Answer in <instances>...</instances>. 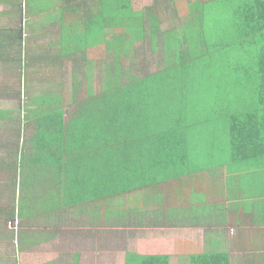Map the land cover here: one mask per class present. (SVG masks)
Returning a JSON list of instances; mask_svg holds the SVG:
<instances>
[{
	"label": "trees",
	"instance_id": "1",
	"mask_svg": "<svg viewBox=\"0 0 264 264\" xmlns=\"http://www.w3.org/2000/svg\"><path fill=\"white\" fill-rule=\"evenodd\" d=\"M116 1L110 0L111 17L104 21L112 29L104 41L112 71L103 90L93 86L96 66L88 63L85 100L72 102L76 110L68 120L58 107L27 119L34 133L23 144L20 138L11 143L6 132L26 122L18 116L28 115L33 104L26 99L12 116L0 111V219L24 222L85 201L119 202L149 187L172 185L177 193V182L185 177L223 167L230 174L264 171V0H191L184 19L174 0L170 13L157 1L139 13L133 0ZM66 29L64 35L76 33ZM160 47L165 60L153 72L147 51L158 54ZM63 57L71 58V51L64 48ZM33 59V70L40 72L41 65L49 84L64 64L54 53ZM105 69L99 66L100 76ZM221 155L229 162L220 163ZM43 177L64 191L54 185L39 189ZM74 185L90 191L89 199H67L70 191L79 195L70 188ZM125 264L170 260L130 254ZM189 264L231 260L226 253L205 254Z\"/></svg>",
	"mask_w": 264,
	"mask_h": 264
},
{
	"label": "crops",
	"instance_id": "2",
	"mask_svg": "<svg viewBox=\"0 0 264 264\" xmlns=\"http://www.w3.org/2000/svg\"><path fill=\"white\" fill-rule=\"evenodd\" d=\"M69 1L59 0L58 7H55L56 10L61 8L62 4L64 7V3H70ZM136 1L133 0L137 13L150 10L143 8L138 11ZM138 1L143 4H148L150 1L152 4L150 8L157 1L165 5V10L168 13L173 11L171 3L177 2L179 5L178 0H174V2L173 0ZM186 1L187 4L191 2V0ZM77 2H79V6L75 7L76 11L86 19L84 28L71 26L69 29L76 33L64 35V32H68L66 20H76L81 17L69 14L71 15L70 19L67 12L61 10L59 24L55 23L52 28H39V32L34 34L37 35L33 38L34 43L29 46L27 52L26 46L29 40L26 36L31 32L28 30L17 31L18 26L22 25L24 20L25 28L31 29L33 24L30 23V19L37 15H46L48 12L31 11L28 5L29 0H0V100L7 98V100L18 102L20 93L23 95L24 88L29 85L40 89L37 96L26 97L29 100L58 99L57 92L53 91L56 88L55 81L53 80L49 84L47 74L41 65L39 66L40 72L33 70V58L42 54L37 53L40 49L39 45L47 48L54 39L48 37L50 35L55 36L53 44H51L53 53L62 59H64V48L80 53L89 52L93 48V52L105 54L104 41L108 40V36H111L112 32V29L104 24L105 19L111 17L112 9L108 8V4L111 5L110 0H74V3ZM32 12L36 13L31 14ZM161 12H163L162 9ZM92 30L103 36L101 44L99 41L95 42ZM69 35L72 37L71 39L68 37ZM104 35L107 36L104 37ZM46 42L47 44H45ZM83 55H85V72L82 82L85 88L86 80L89 77L87 65L90 62L95 65V61L89 56L88 59L86 54ZM108 63H110V59H108ZM99 65H95L96 69ZM104 65L102 63L103 68ZM60 69H62L61 66L55 70L53 75L59 73L61 78L62 72H58ZM38 76L45 77L48 83L42 82V78L36 79ZM81 94L87 95L86 90L84 89ZM39 109L42 112L55 111L57 107H39ZM58 109H62V107H58ZM240 173L236 171L230 174L228 169L223 167L202 174L198 178L194 177L189 180L185 177L182 182H177V193L173 192L172 185L162 186L159 190L150 187L143 188L125 195L119 202H116V198L99 201L95 204L85 201L80 205L65 208L62 212H52L48 217L40 216L36 219H27L24 221L27 223L26 232L32 225L40 224L42 226L38 225V232L30 236L34 238L32 242H27L29 237L25 238L26 241L23 242L22 249L26 250L27 247L38 245L40 242H50L60 236L61 242L67 238L72 240L85 238V242L96 241L92 245L94 252L100 251L101 246H107V242H112V245L122 243V251L126 250L130 243H134L137 252H126L123 264L130 254L141 257H168L170 264H189V260L196 256L220 253L228 254L231 264H264V171L246 170ZM240 176L242 178H239ZM248 177L250 180L245 181ZM90 183H94V181ZM51 185L58 186L61 191H64V186L59 182L52 179L49 181L45 177L40 181L38 188L46 190ZM70 188L80 193L75 195L74 191H70V196L67 199L71 200L72 198L71 201L75 200L74 203L83 201V198L89 199L90 191L82 186L74 185ZM82 189H84L83 193ZM158 191H161L159 196H164V199L158 200ZM94 194L97 193L93 191ZM207 208L211 209V214L222 212L221 222L223 223L214 225L217 226L214 230V237L217 241H214L213 248L208 247L213 242L208 237L210 235L208 230L200 225L190 226L179 221V216H186L188 211L198 212ZM100 211L103 212L102 215ZM44 233H49L47 238H44ZM32 253L28 252L25 255ZM91 254L90 250L87 251L84 259L82 258V262H80L81 254L69 256L61 253L57 255L56 261L49 264H111L110 258L102 259V263L90 260L91 257L88 255Z\"/></svg>",
	"mask_w": 264,
	"mask_h": 264
},
{
	"label": "rangeland",
	"instance_id": "3",
	"mask_svg": "<svg viewBox=\"0 0 264 264\" xmlns=\"http://www.w3.org/2000/svg\"><path fill=\"white\" fill-rule=\"evenodd\" d=\"M67 1V0H63ZM69 1V0H68ZM70 3H64V7L62 4L61 8H58L56 10L55 7H58L59 0H29V9L31 11L38 10L43 11V12H48L46 15L42 16H35L30 19V23L33 25L31 26V29L25 28L24 24L25 21L23 20L22 25L18 26V30L20 32H25V31H30L31 34L27 35L26 38L28 41L26 50L28 52V48L31 44H33V38L37 35H34L35 33L39 32V28L41 27H47V28H52L55 23L58 25L59 20L61 19V10H64L67 12L68 17L71 19V15L76 17H81L80 19L76 20H66L68 23L66 26L68 28L72 27H83L84 28V23L86 22L85 18H82V14L78 13L75 9V7L79 6V2L74 3V0L69 1ZM113 2H116V0H113ZM179 5H178V10H179V16L181 18L187 17L188 16V8H187V1L186 0H178ZM57 3V5H56ZM87 3V2H85ZM151 2L148 1V4H143L142 2H139L138 0L136 1V6L137 10H141L143 8L150 9L151 7ZM46 10H42V9ZM75 9V10H74ZM51 12V13H50ZM36 12H32L31 14H35ZM169 15V14H168ZM162 19L166 20L165 23L167 22L168 19L166 17H163ZM184 19V18H183ZM163 25L162 30L167 31V24ZM29 26V25H28ZM93 32V38L96 41H99L101 44L103 39L102 35H98L95 30H92ZM20 36V35H19ZM22 37V36H20ZM50 38H54L55 36L50 35L48 36ZM74 38V37H73ZM53 39V40H54ZM53 40L51 41L50 45L46 47H43L42 45H39L40 49L38 50V54H52L53 55ZM49 43V42H48ZM47 44V42L45 43ZM73 49V47H72ZM161 49V47H160ZM86 52V53H80L76 50H72L71 54L72 57L68 59H64V64L62 66V76L60 78V74L56 73L52 76L51 80L55 81L56 88L53 90L57 92V96L61 97L59 99H51V100H38V101H33L29 100L26 97H33L37 96L40 93V89L37 87H34L32 85H29L28 87L24 88L23 95L20 93V99L18 102H13L10 100L4 99L0 100V111L5 110L7 112H12V115L18 114V110L22 109V106L26 104V99L30 104L32 103L33 106L29 107L28 109V115H20L18 116L19 118H22L24 121H18L16 124L15 130H11L9 132H6V137L7 139L11 140V143L14 142V140H18L20 138V143H24V138L27 140L30 138V136L34 133L33 127H31L27 123V119L36 117L41 114V110L39 107H62L65 112H66V119L68 120L71 113H74L76 110L75 104L72 103L73 101H82L85 100V95L83 96L81 92L85 89L82 79H83V73L85 72V55H87L90 58H92L93 61H95V65H101L102 63L105 64V74L102 76L99 75V70L94 68L95 72L98 73L94 80L92 82H95L93 85L95 89H98L97 91L100 92L99 90H103L105 86V80L106 76H110L111 74V64H108V59L110 57L107 56V54L103 52H93L92 51ZM161 51L158 54H152L151 52L147 51L148 55L153 58V72L156 71L157 68H161L163 61L165 60V57H163V54ZM50 56V55H49ZM50 58H53L50 56ZM89 59V58H88ZM103 59H105V62H103ZM99 65V66H100ZM98 66V68H99ZM98 70V71H97ZM62 82V84H61ZM91 81H88L86 83H90ZM58 84H61L58 86ZM100 84L103 86L100 87ZM86 87V86H85ZM29 104V105H30ZM20 108V109H19ZM18 112V113H17ZM22 114V113H20ZM24 122V123H23ZM223 138L225 136V133L222 132ZM219 140L221 137L218 138ZM10 145V144H9ZM8 145V146H9ZM25 151H27V148L25 147ZM219 162L220 163H228L227 159L224 157V155H221V161L219 157ZM241 174V173H240ZM239 178H242L240 176ZM250 180V177L246 178L245 181ZM18 181V178H17ZM239 181V180H238ZM11 185V184H10ZM9 185V186H10ZM20 188L19 183L16 185L17 193L18 189ZM12 189V185H11ZM187 193L189 191L187 190ZM204 196V195H203ZM3 200L5 202H8L10 200V197H3ZM100 214L102 215L103 212L100 211ZM221 214L222 212L211 214V209L207 208L205 210H201L198 212H191L188 211L185 215H180L179 221L185 222L189 224L190 226H198L200 225L204 229L208 230L210 235L208 236L209 239L213 242L208 245L211 248H213V245H215L214 241H217V239L214 237V230L217 226V224H222L221 222ZM227 223V221H225ZM26 224L25 222L22 221H14V220H9L7 219H0V264H49L57 259V255H60L63 253V255H76V254H81L80 255V262H82V258L84 259V255L87 251H91L92 254L88 255L91 258L90 260H94L96 262L102 263L105 258H110L111 259V264H123L124 263V255L126 252H131V253H136L137 248L135 247L134 243H130V246L122 251V243H118V245H112V242H107V246H101L100 251L94 252L92 250V245L96 243V241H86L85 238H80V239H63L62 242L60 240V236L56 237V239L51 240L50 242H40L38 245H32L26 248V250L22 249L23 242L26 241L25 238L29 237L27 242H32L34 240L33 236L35 233L38 232V225H32L29 227V230L26 232ZM42 226V225H40ZM228 226V225H227ZM208 227V228H206ZM210 227V228H209ZM124 230V229H123ZM122 230V233H123ZM44 231V230H43ZM208 233V234H209ZM44 238L48 237L49 233H44ZM60 241V242H59ZM125 251V252H124ZM28 252H33L32 254H27L25 253ZM84 253V254H83ZM77 258V257H76Z\"/></svg>",
	"mask_w": 264,
	"mask_h": 264
},
{
	"label": "clouds",
	"instance_id": "4",
	"mask_svg": "<svg viewBox=\"0 0 264 264\" xmlns=\"http://www.w3.org/2000/svg\"><path fill=\"white\" fill-rule=\"evenodd\" d=\"M25 115V114H24ZM23 144V143H22Z\"/></svg>",
	"mask_w": 264,
	"mask_h": 264
}]
</instances>
